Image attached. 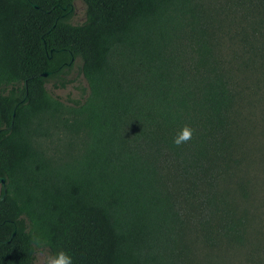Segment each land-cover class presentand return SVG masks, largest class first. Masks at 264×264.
<instances>
[{
    "label": "trees",
    "instance_id": "trees-1",
    "mask_svg": "<svg viewBox=\"0 0 264 264\" xmlns=\"http://www.w3.org/2000/svg\"><path fill=\"white\" fill-rule=\"evenodd\" d=\"M76 58L88 93L64 100L46 83ZM250 130L264 0H0V264H185L189 233L264 264Z\"/></svg>",
    "mask_w": 264,
    "mask_h": 264
},
{
    "label": "rangeland",
    "instance_id": "rangeland-1",
    "mask_svg": "<svg viewBox=\"0 0 264 264\" xmlns=\"http://www.w3.org/2000/svg\"><path fill=\"white\" fill-rule=\"evenodd\" d=\"M85 19V4L81 1L74 3V10L71 17L72 23H81ZM81 60L76 58L72 66L65 69L60 77L52 78L47 81V89L54 95L64 100L79 99L88 93V87L85 79L80 72ZM64 82V86L61 83ZM256 136H254V133ZM250 130L248 137L249 159L253 160V174L257 171V177L264 178V134L258 133V130ZM261 131V130H259ZM264 180V179H263ZM189 249L184 254L185 264H251L247 261V255L244 250L234 251L223 248L220 250L204 246L200 240L194 237V233L188 234ZM46 250L38 251L36 262L42 264V259Z\"/></svg>",
    "mask_w": 264,
    "mask_h": 264
},
{
    "label": "clouds",
    "instance_id": "clouds-1",
    "mask_svg": "<svg viewBox=\"0 0 264 264\" xmlns=\"http://www.w3.org/2000/svg\"><path fill=\"white\" fill-rule=\"evenodd\" d=\"M194 130L185 125L180 132L173 138V144L177 147L188 143L193 137ZM36 243H39L36 241ZM42 264H73L72 257L64 250L57 251L54 255L45 254Z\"/></svg>",
    "mask_w": 264,
    "mask_h": 264
},
{
    "label": "water",
    "instance_id": "water-1",
    "mask_svg": "<svg viewBox=\"0 0 264 264\" xmlns=\"http://www.w3.org/2000/svg\"><path fill=\"white\" fill-rule=\"evenodd\" d=\"M35 7H38L37 5H35ZM43 74V76H46L47 74H48V72L47 71H45V72H43L42 73ZM1 181H3V179L1 178ZM3 198V196L2 197H0V199H2Z\"/></svg>",
    "mask_w": 264,
    "mask_h": 264
}]
</instances>
